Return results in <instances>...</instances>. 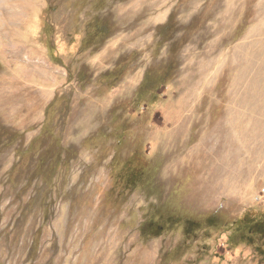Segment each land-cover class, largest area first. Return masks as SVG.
<instances>
[{
	"label": "rangeland",
	"instance_id": "rangeland-1",
	"mask_svg": "<svg viewBox=\"0 0 264 264\" xmlns=\"http://www.w3.org/2000/svg\"><path fill=\"white\" fill-rule=\"evenodd\" d=\"M38 15L0 8V264H264V0Z\"/></svg>",
	"mask_w": 264,
	"mask_h": 264
},
{
	"label": "crops",
	"instance_id": "crops-1",
	"mask_svg": "<svg viewBox=\"0 0 264 264\" xmlns=\"http://www.w3.org/2000/svg\"><path fill=\"white\" fill-rule=\"evenodd\" d=\"M48 6V0H0V8L5 7L8 10H17L21 9V11H24L26 13L32 12V13H39L38 18L40 22V29H39V39L40 43L44 47V42L41 38L42 34V15L45 11V9ZM48 49L46 48V52ZM12 56L16 57L14 58V61H17V59L28 62V61H35L39 60L37 57L31 58V50L29 51L27 47H23L22 45L16 47L12 51ZM22 55V56H20ZM43 57V54H42ZM42 59V58H40Z\"/></svg>",
	"mask_w": 264,
	"mask_h": 264
},
{
	"label": "trees",
	"instance_id": "trees-1",
	"mask_svg": "<svg viewBox=\"0 0 264 264\" xmlns=\"http://www.w3.org/2000/svg\"><path fill=\"white\" fill-rule=\"evenodd\" d=\"M48 7V6H47ZM46 10V9H45ZM45 12V11H44ZM42 22H43V15H42ZM43 24L44 22L42 23V27H43ZM43 29H42V34H41V38L43 36ZM43 40V39H42ZM51 55V54H50ZM158 230H160L162 228V225H159L157 224L155 226ZM263 233V236H264V221H257L255 223H252L249 227V230H248V236L251 237V236H254L256 234H261Z\"/></svg>",
	"mask_w": 264,
	"mask_h": 264
}]
</instances>
